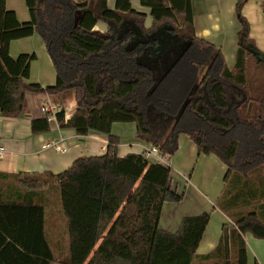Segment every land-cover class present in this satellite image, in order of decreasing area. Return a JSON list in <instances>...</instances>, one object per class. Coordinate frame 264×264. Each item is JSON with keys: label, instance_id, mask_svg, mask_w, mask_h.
I'll return each mask as SVG.
<instances>
[{"label": "trees", "instance_id": "1", "mask_svg": "<svg viewBox=\"0 0 264 264\" xmlns=\"http://www.w3.org/2000/svg\"><path fill=\"white\" fill-rule=\"evenodd\" d=\"M243 1L236 3L241 30L228 67L219 48L196 36L191 0H139L149 9V27L131 0H115L113 8L107 0H25V22L0 0V115H23L28 92H70L75 110L68 119L63 109L56 112L59 127L81 137L90 131L108 137L105 153L79 156L57 174H0L57 193L68 234L62 264H247L244 234L264 239V51L249 37ZM98 21L107 25L104 32L93 29ZM33 33L52 59L54 85L26 82L35 53L9 54L11 40ZM251 62L255 77L249 76ZM114 122H133L137 139L165 156L177 151L179 135L186 134L198 153L213 154L227 166V187L234 176L247 187L258 181L259 205L223 224L217 245L198 254L210 213L184 216L174 232L160 229L163 203L179 202L183 194L170 187V167L143 154L117 155ZM49 128L44 117L31 120L32 133ZM18 212L37 238L31 246L6 226ZM44 226L43 205L0 201V264H8L4 254L11 250L31 264H50Z\"/></svg>", "mask_w": 264, "mask_h": 264}, {"label": "crops", "instance_id": "2", "mask_svg": "<svg viewBox=\"0 0 264 264\" xmlns=\"http://www.w3.org/2000/svg\"><path fill=\"white\" fill-rule=\"evenodd\" d=\"M237 1L191 0L192 20L196 36L206 39L219 48L228 67H232L235 62L236 46L241 30L236 13ZM263 2L264 0H244L240 9L241 16L248 23L249 37L262 51H264ZM114 4L115 0H107L109 8H113ZM5 5L8 10H13L16 13L20 22L30 20L25 0H5ZM131 5L135 10L146 14L145 26L149 27L152 21L149 9L142 6L139 0H131ZM93 29L104 32L107 25L98 21ZM23 53H35L36 55V58L30 63L29 77L26 82L38 83L43 87L54 85L56 71L46 45L39 34L33 33L27 37L11 40L9 44L10 56L17 58ZM25 98L27 110L23 115L19 117L0 115V174L18 172L57 174L69 167L79 156L105 153L108 137L101 132L90 131L86 136L81 137L73 129L60 128L57 121H51L48 131L32 133L31 120L43 117L39 110L42 99L48 98L50 103L63 109L65 119H68L76 106L72 93L49 95L28 92ZM111 133L119 139L117 155L120 157L128 153L143 154V151L151 145L137 139L136 127L133 122H114ZM59 138L63 139L62 143L66 147V151L62 152L54 147H44L48 141ZM149 160L156 161L154 157H150ZM171 161L176 165H183L181 168L184 171L177 170L182 187L177 179H172L170 173L171 189L178 194H183V197L179 202L163 203L159 228L174 232L184 216L210 211L211 217L196 250L198 254H205L217 245L223 224L233 222L236 214L254 210L256 205H259L260 185L258 181L251 182L250 186H245L243 191L242 181L245 179L234 176L231 181L234 183L227 192L226 199L224 198L223 202H220L221 196L227 188L224 181L227 166L213 154L198 153L190 138L183 140L180 152H177ZM159 163L171 168L168 161ZM256 173L258 174V172ZM192 196L193 201L188 199ZM240 197L245 198V202L239 203ZM0 201L16 204H40L45 207L44 236L49 242L54 257L50 264H62V260L68 255V234L65 230V220L59 212L57 193L47 186L26 188L19 182L0 176ZM19 214L18 212L14 216H10L9 225L4 224L17 239L31 246V240L37 238L31 234V225L21 222ZM1 215H5V212ZM29 218L26 220L30 221L31 217ZM244 240L247 264H264V239L256 238L247 232L244 234ZM4 258L8 264H31V260L27 261V258L21 255L18 250L6 252Z\"/></svg>", "mask_w": 264, "mask_h": 264}, {"label": "built area", "instance_id": "3", "mask_svg": "<svg viewBox=\"0 0 264 264\" xmlns=\"http://www.w3.org/2000/svg\"><path fill=\"white\" fill-rule=\"evenodd\" d=\"M42 116L46 118L48 122L56 121V112L59 111V106L56 104L50 103L49 99H42L39 107ZM62 138L59 139H52L48 141L44 147H54L59 151H66V147L62 143ZM143 155L147 158L154 157L158 162H167L166 156L163 155L160 150L153 145H150L147 149L143 151Z\"/></svg>", "mask_w": 264, "mask_h": 264}, {"label": "rangeland", "instance_id": "4", "mask_svg": "<svg viewBox=\"0 0 264 264\" xmlns=\"http://www.w3.org/2000/svg\"><path fill=\"white\" fill-rule=\"evenodd\" d=\"M16 1H20V0H16ZM254 66V64L251 62L250 63V67H249V76H253V77H255V76H257V75H259V73L258 72H256V69L253 67ZM185 138H189L186 134H184V133H181L180 135H179V138H178V148H179V150L177 151V152H180V150H181V148H182V142H183V140L185 139ZM99 151H102V150H99ZM177 152H175L173 155H168V156H166V159L168 160V163H169V165L171 166V176H172V179L173 180H176L177 179V181L179 182V185H181V187H182V182H181V180L179 179V176H178V174H177V170H179V171H184V169L183 168H181V166H183V165H176L174 162H170V160L173 158V156L175 155V154H177ZM180 166V167H179ZM229 186L227 187V189H229V188H231V186H232V184L234 183V181L231 183V181H232V178H230L229 180ZM180 187V186H179ZM247 187V186H246ZM242 189H243V191H244V189H245V181H242ZM226 197H227V195H226ZM189 200H191V201H193V196L192 197H190V198H188ZM224 200V199H223ZM240 200V199H239ZM241 200H243L242 198H241ZM240 200V201H241ZM239 201V202H240ZM223 202V201H222ZM209 213H210V217H211V212L210 211H208Z\"/></svg>", "mask_w": 264, "mask_h": 264}]
</instances>
